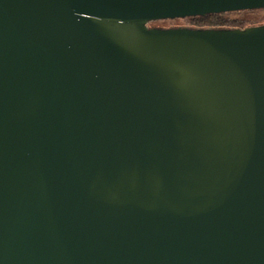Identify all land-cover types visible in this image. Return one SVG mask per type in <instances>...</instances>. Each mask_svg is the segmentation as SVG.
I'll list each match as a JSON object with an SVG mask.
<instances>
[{
    "label": "water",
    "instance_id": "water-1",
    "mask_svg": "<svg viewBox=\"0 0 264 264\" xmlns=\"http://www.w3.org/2000/svg\"><path fill=\"white\" fill-rule=\"evenodd\" d=\"M257 10L0 0V264H264V26H147Z\"/></svg>",
    "mask_w": 264,
    "mask_h": 264
},
{
    "label": "trees",
    "instance_id": "trees-1",
    "mask_svg": "<svg viewBox=\"0 0 264 264\" xmlns=\"http://www.w3.org/2000/svg\"><path fill=\"white\" fill-rule=\"evenodd\" d=\"M257 11H263L264 10H257ZM246 12V11H243ZM239 13V12H235ZM235 13H226V14H218V15H207L204 17H193V18H186L189 19L193 26L189 27L187 29H195V30H244L246 28L250 27H258V26H264V22L260 25L255 26H247L245 22L241 20L236 19H230L229 15L235 14ZM152 23V22H151ZM149 23L147 26L150 27ZM155 28V27H150ZM162 29V28H160ZM170 29V28H168Z\"/></svg>",
    "mask_w": 264,
    "mask_h": 264
},
{
    "label": "rangeland",
    "instance_id": "rangeland-1",
    "mask_svg": "<svg viewBox=\"0 0 264 264\" xmlns=\"http://www.w3.org/2000/svg\"><path fill=\"white\" fill-rule=\"evenodd\" d=\"M230 19L241 20L245 22L247 26H255L260 25L264 22V12L263 11H246L239 12L235 14L229 15ZM150 27L155 28H189L192 27L193 24L189 19H175V20H163L152 22Z\"/></svg>",
    "mask_w": 264,
    "mask_h": 264
}]
</instances>
